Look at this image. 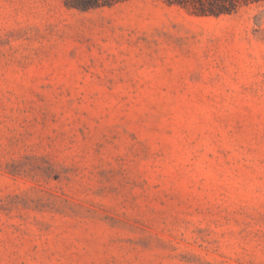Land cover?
I'll return each instance as SVG.
<instances>
[{
    "label": "rangeland",
    "instance_id": "374dc122",
    "mask_svg": "<svg viewBox=\"0 0 264 264\" xmlns=\"http://www.w3.org/2000/svg\"><path fill=\"white\" fill-rule=\"evenodd\" d=\"M64 1L0 0V264H264V2Z\"/></svg>",
    "mask_w": 264,
    "mask_h": 264
},
{
    "label": "trees",
    "instance_id": "16d2710c",
    "mask_svg": "<svg viewBox=\"0 0 264 264\" xmlns=\"http://www.w3.org/2000/svg\"><path fill=\"white\" fill-rule=\"evenodd\" d=\"M126 0H65L67 9L89 11L111 6ZM166 4L178 6L196 17H220L236 13L242 6L258 4L264 0H161Z\"/></svg>",
    "mask_w": 264,
    "mask_h": 264
}]
</instances>
